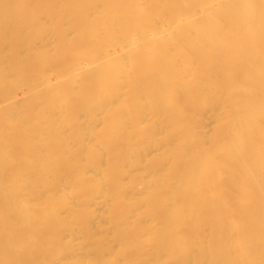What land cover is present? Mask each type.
<instances>
[{"label":"bare ground","instance_id":"6f19581e","mask_svg":"<svg viewBox=\"0 0 264 264\" xmlns=\"http://www.w3.org/2000/svg\"><path fill=\"white\" fill-rule=\"evenodd\" d=\"M0 264H264V0H0Z\"/></svg>","mask_w":264,"mask_h":264}]
</instances>
